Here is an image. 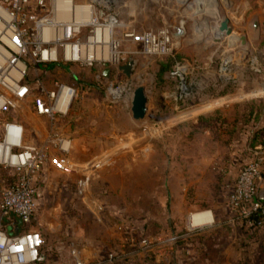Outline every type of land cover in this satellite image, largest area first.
Wrapping results in <instances>:
<instances>
[{
    "label": "rangeland",
    "instance_id": "rangeland-1",
    "mask_svg": "<svg viewBox=\"0 0 264 264\" xmlns=\"http://www.w3.org/2000/svg\"><path fill=\"white\" fill-rule=\"evenodd\" d=\"M112 1L117 19L107 40L112 45L98 42L99 58L89 59L84 51L82 58L66 59L65 43L59 42L57 60L38 63L53 68L45 72L40 66L27 76L76 88L66 126L71 133L76 130L70 159L80 163L104 153L112 158L91 177L64 171L49 159L43 198L24 231L44 237L46 264H72L68 247L75 240L102 255L121 254L123 248L129 257L125 264H176L188 252L194 256L189 264H264V228L238 229L242 254L233 263L226 255L231 229L218 228L210 237H205L208 229L186 234L189 212L219 211L241 167L264 148V95H253L264 87L262 28L255 31L253 19H239L231 37L218 34L217 12H229L221 0H211L215 4L206 10L216 18L196 14V6L180 0ZM70 17L66 12L62 16L66 21ZM182 26L185 34L175 38L168 54L145 55L142 44L124 39L129 31L166 28L176 33ZM95 30L82 28L66 42L89 46ZM114 43L116 52L128 50L127 58L137 60L131 77L117 69L109 79L99 75L115 67L113 58L102 57L103 49ZM139 86L146 89L148 112L144 120L134 121L132 100ZM28 107L13 115L31 124L37 116ZM4 128L0 119V137ZM13 173L11 166L0 165V181ZM170 226L181 236L175 260L163 262L133 247L145 237L169 232Z\"/></svg>",
    "mask_w": 264,
    "mask_h": 264
},
{
    "label": "built area",
    "instance_id": "built-area-1",
    "mask_svg": "<svg viewBox=\"0 0 264 264\" xmlns=\"http://www.w3.org/2000/svg\"><path fill=\"white\" fill-rule=\"evenodd\" d=\"M112 3V0H71L76 10L86 11L85 15L89 16L90 21L85 20L86 16L77 20L75 12L70 20L60 22L65 8L59 0H0V119L5 126L0 137V165L11 166L16 175L14 182L0 181V264L47 262L48 249H44L42 234L24 230L35 217L43 198L42 179L49 159L64 171L77 173L80 177H91L96 169L112 158V154L104 153L80 163L70 159L71 138L61 132L60 122L72 107L76 88L58 80L50 83L46 78L27 80L30 72L39 70L40 66L49 72L51 65L38 63L57 60L58 43H65L66 51V41L77 37L82 28L95 26L94 36L102 28H110L109 36L117 23ZM100 19L104 21L100 23ZM67 28L71 30L70 36L60 40L46 33L48 29L54 30L55 34L58 31L63 33ZM125 38L142 44V53L148 56L168 54L175 42L174 32L166 28L129 31ZM113 46L115 48L117 45L114 43ZM128 53V50L122 53L115 51L112 71L117 69L122 72L119 67L128 61ZM54 54L56 56L53 58ZM40 55L41 60H37ZM67 92H70V100L66 104L64 96ZM29 101L31 104H27ZM28 106L32 107L35 116L46 120V125H43L45 133L39 135L37 140L33 138L36 134L30 138L26 131L27 125L35 128L36 123L26 124L13 115L23 107L29 109ZM51 150L58 153L52 155ZM227 206L229 224L244 229L264 228V148H258L239 170L227 197ZM11 214L17 216L23 225L18 233L11 234V226L4 225V220ZM186 221V234H191L212 226L215 217L211 209L198 210L189 213ZM167 233L162 232L153 238L145 237L133 247L140 249L142 254L170 262L181 236L171 230ZM68 248L72 264H119L128 256L126 252L119 254L109 251L92 259L76 245V240Z\"/></svg>",
    "mask_w": 264,
    "mask_h": 264
},
{
    "label": "crops",
    "instance_id": "crops-1",
    "mask_svg": "<svg viewBox=\"0 0 264 264\" xmlns=\"http://www.w3.org/2000/svg\"><path fill=\"white\" fill-rule=\"evenodd\" d=\"M228 2H229V6H228L229 12H226V13L224 12L223 14L217 12V19H218L217 21L220 22L224 18L228 17L230 19V22H231L230 25L232 27H234V29L236 30L237 28H239L240 24L242 23V21L240 22L239 19L240 20L243 19L244 22L247 20V18H248V20L253 19L254 20L253 25L256 21H258L260 23V27L262 28V31L264 33V8H262V6L260 7V4H264V0H228ZM85 14H86V11H84L83 9L76 10L77 20H82L84 18ZM220 14H222V15H220ZM214 15H216V14H214ZM258 16H259V19H257ZM60 22H66V20H63V18L61 17ZM219 22H218V25H219ZM202 28L203 27H201V29ZM178 32L179 31H177L175 33V31H174V38H176V40H177V38L179 39L182 37V36L175 37V34H177ZM43 71L47 72L48 69L45 68V70H43ZM206 107L208 108L211 106L206 105ZM71 109H72V107H71ZM71 109L68 112V114H66L65 116L62 117V121L60 122V129H61V132L63 134H65L66 136H69L71 138V154H72V152L74 153V151L76 150V133H75L76 130L73 131V133H71V131H69L70 129L66 128V126L70 123L69 118L71 115ZM33 121H34V119H33ZM23 122H25V121L23 120ZM34 123H36L35 128L34 127L29 128L27 125L26 131H27V133H29L30 138H32L33 135L36 134L37 136L33 137V138H35L37 140L39 138L38 137L39 135L41 136L45 133V129L43 128V125L44 126L46 125V120H44L43 118H40V117H37V118L35 117ZM70 133H71V135H70ZM194 210H191L190 212H192ZM212 211L214 213L215 223L212 226L205 228V229L209 230V233L207 232L206 235L203 233V235H205V237H210V236H212V234H211L212 232L216 233V231L218 232L217 229L222 228V227L227 228V229H231L234 235L231 238L232 239L231 240L232 245L229 246V249H228L226 255H228V257L232 260V263H233L234 261L239 260L241 258V254H242L240 247H239L240 240L242 239L241 236L238 235L239 227L233 226L227 222V219L229 216L227 200H226L225 205L222 206V208L219 211H218V209L217 210L215 209V211L214 210H212ZM8 219H9V217L4 220V225H7V226L10 225L12 227L10 231L14 230L15 228L19 229V228L23 227V225L21 223L20 224H13V223L8 222ZM15 219H17V216H15ZM170 224H172L171 221H170ZM169 229L171 230V232L175 231L176 233H179L178 231H176V229L173 226ZM186 230H187V226H186ZM81 248L83 249L84 254L87 257H91L92 259L99 258L102 256L101 253L94 252V250H92L90 248H89V250H86L83 247H81ZM120 252L124 253V254L128 253V251L123 249V248L120 250ZM191 255H193V254L191 252H188V256H185V257H183L182 255L179 256L177 258L176 264H182V263L189 264V261L191 263L192 260H190V259L194 258V256H191ZM176 257L177 256H175L173 258V260H175ZM124 258H127V260L123 261V264L128 263L129 257L125 256Z\"/></svg>",
    "mask_w": 264,
    "mask_h": 264
},
{
    "label": "water",
    "instance_id": "water-1",
    "mask_svg": "<svg viewBox=\"0 0 264 264\" xmlns=\"http://www.w3.org/2000/svg\"><path fill=\"white\" fill-rule=\"evenodd\" d=\"M182 3L189 4L191 7L196 6L195 9L196 14H207L210 18H215L212 13H206L207 8L210 6H214L215 3H212L211 0H195L194 3H190L191 0H180ZM225 6H229L228 0H221ZM219 6V5H218ZM230 19L228 17L224 18L219 22L218 31L220 33L226 34L231 37L234 33V27L230 25ZM260 23L256 21L254 23V30L259 31ZM185 34V29L182 26L179 29V32L175 34V37L183 36ZM240 40L243 45L247 44L246 36H241ZM234 44V42H232ZM137 65V60L134 57H129L128 61L121 65L119 69L127 76L131 77L135 71ZM112 73V68L110 66L106 67L103 72H99L105 78H110ZM132 112L134 121H142L146 118L148 112V96L146 94V89L144 86H139L134 91V96L132 100ZM8 222L13 224H20L21 220L19 218L15 219V215L11 214L9 216ZM11 230V227H9ZM15 232L18 233V229H15Z\"/></svg>",
    "mask_w": 264,
    "mask_h": 264
},
{
    "label": "bare ground",
    "instance_id": "bare-ground-1",
    "mask_svg": "<svg viewBox=\"0 0 264 264\" xmlns=\"http://www.w3.org/2000/svg\"><path fill=\"white\" fill-rule=\"evenodd\" d=\"M59 3L62 4V6L65 8V12L69 15H74V13L76 12V8L74 5L71 4V0H59ZM68 30H66L65 32H56V34L54 33V30H46V33H48L50 36H54L57 38V40H60L62 37H68L71 34V30L70 28H67ZM73 30V29H72ZM110 32V28L109 29H101L97 32V35L95 37H93L90 40V45H85V47L83 45H66V57L70 58L72 60H76L77 58H82L84 55V51L88 53V57L89 59H91L92 57L94 58H99L100 54L99 52H97V50H95L96 44L99 43H107L108 45H112L110 42H108V33ZM218 34H221L218 31ZM93 44V46L91 45ZM94 48V49H93ZM56 55H53V58ZM114 56H116L115 54V48L114 46L108 47V48H104L103 52H102V57L104 58H114ZM253 95L258 96V95H264V87L263 88H259L257 91H254ZM70 100V92H67L64 96V101L67 104Z\"/></svg>",
    "mask_w": 264,
    "mask_h": 264
},
{
    "label": "trees",
    "instance_id": "trees-1",
    "mask_svg": "<svg viewBox=\"0 0 264 264\" xmlns=\"http://www.w3.org/2000/svg\"><path fill=\"white\" fill-rule=\"evenodd\" d=\"M50 68L52 69L53 68V66H50ZM13 176H9V177H12V178H9V177H7V179L6 178H3L6 182H14L15 181V173H13L12 174ZM6 176V175H5ZM13 179V180H12ZM16 229V228H15ZM15 229L14 230H12V231H10V233L11 234H14V233H17V232H15ZM18 229V228H17ZM258 229H261V228H256V229H249V230H258ZM20 230H22V228H19L18 229V232L20 231ZM174 230V229H173Z\"/></svg>",
    "mask_w": 264,
    "mask_h": 264
},
{
    "label": "flooded vegetation",
    "instance_id": "flooded-vegetation-1",
    "mask_svg": "<svg viewBox=\"0 0 264 264\" xmlns=\"http://www.w3.org/2000/svg\"><path fill=\"white\" fill-rule=\"evenodd\" d=\"M113 74V71H112V73H111V75Z\"/></svg>",
    "mask_w": 264,
    "mask_h": 264
}]
</instances>
